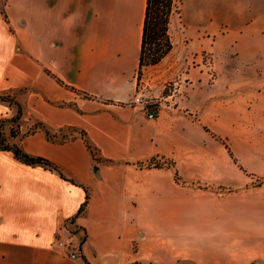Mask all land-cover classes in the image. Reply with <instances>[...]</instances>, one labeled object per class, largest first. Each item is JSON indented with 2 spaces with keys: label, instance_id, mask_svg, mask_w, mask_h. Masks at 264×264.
<instances>
[{
  "label": "crops",
  "instance_id": "crops-1",
  "mask_svg": "<svg viewBox=\"0 0 264 264\" xmlns=\"http://www.w3.org/2000/svg\"><path fill=\"white\" fill-rule=\"evenodd\" d=\"M187 1L198 26L205 11L218 22L214 63L182 75L179 115L150 120L126 106L147 0H5L0 96L22 104V132L78 133L22 142L74 182L0 152V264H264V0ZM16 114L0 102V119Z\"/></svg>",
  "mask_w": 264,
  "mask_h": 264
},
{
  "label": "rangeland",
  "instance_id": "rangeland-1",
  "mask_svg": "<svg viewBox=\"0 0 264 264\" xmlns=\"http://www.w3.org/2000/svg\"><path fill=\"white\" fill-rule=\"evenodd\" d=\"M5 4V0H0L1 9L5 7ZM212 14L211 11H205V24L201 23L198 26L196 9L191 7V3L189 4L188 1L186 3V0H177V7L170 25V34L174 43L173 50L157 67L144 68L142 71H139L137 92L141 91L147 101L154 104L153 110L157 111L158 118L165 114H180L181 85L183 84L182 75L184 73L200 66L201 62L204 65L207 64L208 68L212 67L214 59L211 56V44L212 38L217 35L213 28L218 26V22ZM207 17H209V20H207ZM220 61L221 64L228 63V60ZM210 63L211 65L209 66L208 64ZM240 67H243V64ZM6 103L10 104L9 102ZM126 106L130 107V104L127 103ZM131 107L137 108L146 115L142 107ZM35 129L36 122H33L23 129V133H31ZM57 133L58 137L61 134L62 141H64V139L73 138L78 131L66 130ZM80 135L84 136L83 134ZM114 162L118 163L117 161ZM148 164L149 162L146 163V165ZM149 205L152 204H142L146 208ZM156 206L158 210H162L164 204L157 203Z\"/></svg>",
  "mask_w": 264,
  "mask_h": 264
},
{
  "label": "trees",
  "instance_id": "trees-1",
  "mask_svg": "<svg viewBox=\"0 0 264 264\" xmlns=\"http://www.w3.org/2000/svg\"><path fill=\"white\" fill-rule=\"evenodd\" d=\"M176 7L177 0H147L139 71H142L144 68L159 65L173 50L174 43L170 34V25ZM58 82L66 89L85 99H96L94 96L70 87L60 80H58ZM0 102H9L11 105L17 107V114L14 117L0 119V152H11L15 159L22 164L32 167L40 166L51 171H56L60 173L63 179L68 180L55 163L49 159L27 153L21 145V142L26 137L35 133L37 130L43 131L49 141L58 138V133L51 132L43 123H36V129L31 133H23L21 131V121L24 117V108L22 104L16 100L14 96L10 95L0 96ZM83 135L86 147L97 163H105L110 166L117 165L114 161L101 157L98 149L92 145L90 140L86 137V134ZM147 166L149 168H163V165L157 163L155 160L150 161ZM89 199L90 195L87 191L86 200L78 214L84 212L89 203ZM66 227L68 231L74 233L73 230L68 228L67 224ZM85 263L89 264L86 260Z\"/></svg>",
  "mask_w": 264,
  "mask_h": 264
},
{
  "label": "built area",
  "instance_id": "built-area-1",
  "mask_svg": "<svg viewBox=\"0 0 264 264\" xmlns=\"http://www.w3.org/2000/svg\"><path fill=\"white\" fill-rule=\"evenodd\" d=\"M129 104L130 106L134 107H142V110L145 111L147 117L150 120H156L158 118L157 111L153 110L154 104H152V102L147 101L145 95H143L141 91L137 92V94L130 100ZM53 247L56 250L65 252L71 259H78L80 257L79 252L76 251V247L72 245V243L62 241L61 238L56 239L53 244Z\"/></svg>",
  "mask_w": 264,
  "mask_h": 264
}]
</instances>
